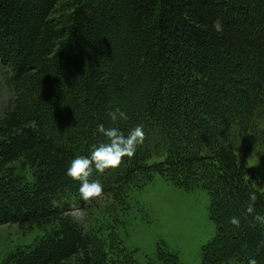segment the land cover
Listing matches in <instances>:
<instances>
[{"label":"trees","instance_id":"16d2710c","mask_svg":"<svg viewBox=\"0 0 264 264\" xmlns=\"http://www.w3.org/2000/svg\"><path fill=\"white\" fill-rule=\"evenodd\" d=\"M1 91L0 227L43 231L1 264H138L119 212L157 175L211 196L202 264H264V226L244 218L251 192L264 213V172L249 166L264 163V0H0ZM117 108L127 119H111ZM99 124H142L145 138L93 168L104 191L85 201L65 170L107 141Z\"/></svg>","mask_w":264,"mask_h":264},{"label":"rangeland","instance_id":"374dc122","mask_svg":"<svg viewBox=\"0 0 264 264\" xmlns=\"http://www.w3.org/2000/svg\"><path fill=\"white\" fill-rule=\"evenodd\" d=\"M4 93L7 92H0V113L6 103ZM249 166L264 172V163L257 165L250 159ZM129 202L130 209L119 212L122 227L118 231L138 264H158L159 246L177 254L179 264H202V248L216 234L210 217L211 196L206 190H186L157 175L142 188L134 189ZM71 215L88 229L92 225L93 217L86 211L75 208ZM108 217L111 222L116 219L113 213ZM42 235L43 231L38 228L24 230L18 225L1 226L0 264L9 254L35 243ZM160 262L167 264L164 260Z\"/></svg>","mask_w":264,"mask_h":264},{"label":"clouds","instance_id":"9594fccd","mask_svg":"<svg viewBox=\"0 0 264 264\" xmlns=\"http://www.w3.org/2000/svg\"><path fill=\"white\" fill-rule=\"evenodd\" d=\"M113 121L127 119V114L117 108L110 113ZM97 131L103 134L106 142L92 145L89 155H78L74 157L65 170V175L74 181L79 182L78 192L82 200H89L99 197L104 186L98 179L90 180L89 177L93 168L98 173H103L106 169H113L120 165L124 157H132L136 153L137 146L142 144L145 138V130L142 124L130 128L125 134L117 127H105L104 124L97 126ZM257 194L249 193L248 204L245 209V219L248 216L256 224L264 226V213L255 211V201ZM228 225L239 228L241 226V216L232 215L228 218ZM247 264H259L255 256L247 259Z\"/></svg>","mask_w":264,"mask_h":264}]
</instances>
